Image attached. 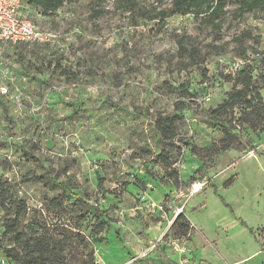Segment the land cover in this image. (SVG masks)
Returning <instances> with one entry per match:
<instances>
[{
	"label": "rangeland",
	"instance_id": "rangeland-1",
	"mask_svg": "<svg viewBox=\"0 0 264 264\" xmlns=\"http://www.w3.org/2000/svg\"><path fill=\"white\" fill-rule=\"evenodd\" d=\"M99 7L106 12L92 18ZM236 8L228 5L215 31L194 14L131 17L114 0H79L48 17L25 7L57 46L0 40L9 206L0 204V218L25 202L21 229L64 242L49 264H264V131L238 125V139L221 150L223 132L209 123L208 110L232 88L225 75L245 64L239 44L251 64L264 57V10ZM184 34L202 48L200 65L181 53ZM174 115L177 135L165 141L156 121ZM180 213L193 226L187 235ZM4 243L15 245L10 235ZM0 264H8L2 255Z\"/></svg>",
	"mask_w": 264,
	"mask_h": 264
},
{
	"label": "trees",
	"instance_id": "trees-1",
	"mask_svg": "<svg viewBox=\"0 0 264 264\" xmlns=\"http://www.w3.org/2000/svg\"><path fill=\"white\" fill-rule=\"evenodd\" d=\"M78 1L23 0V9L31 7L41 15L48 17L57 13L66 4ZM232 3L237 5L236 11L240 12V15L264 10V0H170L166 6H152V8H147L140 0H114L115 8L119 12L130 13L131 17L137 15V18L164 23L168 18L175 15L194 14L215 31L222 29V21L218 20L229 11L227 7ZM105 12L106 8L104 7L95 8L90 16L92 18L100 17ZM137 24L138 22H136ZM21 43L30 44L29 42ZM42 44L47 47L57 46V44L51 43ZM178 44L181 53L191 63L200 65L204 61L201 58L203 55L202 48L196 46L193 38L188 34L180 36ZM25 47H28V45H25ZM235 55L243 60L245 64L235 74L225 75L226 80L232 82V88L216 107L208 110L209 123L212 126L219 127L223 132V137L220 140L221 150L230 148L234 140L238 139L239 133L235 131L238 125L241 127L246 125L254 130L264 131V95L262 93L264 89V57L257 59L258 66L251 64L248 49L244 47L242 42L239 44ZM56 66L61 68V73L64 75L72 73L71 67L62 66L60 61ZM45 67L43 62L39 64V69L44 70ZM204 73H207L206 69H204ZM32 77L35 76L32 75ZM179 119L178 116L174 115L160 118L156 121L155 126L163 140L175 138ZM160 157L163 162L168 163V154L164 151L161 152ZM5 185V182L0 181V204L3 209L9 210L7 204L8 191L5 189ZM60 185L66 187L63 182ZM26 210V203L21 202V206L18 207L15 216L4 222L0 218V255L7 260L8 264H49L52 260H56L61 256L62 243L64 242L63 240H51L44 234L31 235L21 229V214ZM94 211L96 213L99 212L95 208ZM176 223L182 235L189 233L191 224L183 213L177 216ZM6 235L12 236V240L15 243L14 246L8 247L5 245L4 236Z\"/></svg>",
	"mask_w": 264,
	"mask_h": 264
},
{
	"label": "built area",
	"instance_id": "built-area-1",
	"mask_svg": "<svg viewBox=\"0 0 264 264\" xmlns=\"http://www.w3.org/2000/svg\"><path fill=\"white\" fill-rule=\"evenodd\" d=\"M58 38L55 32L41 29L25 15L23 0H0V40L11 44L21 42L56 44ZM193 187L195 192L199 191L203 183L197 182Z\"/></svg>",
	"mask_w": 264,
	"mask_h": 264
},
{
	"label": "crops",
	"instance_id": "crops-1",
	"mask_svg": "<svg viewBox=\"0 0 264 264\" xmlns=\"http://www.w3.org/2000/svg\"><path fill=\"white\" fill-rule=\"evenodd\" d=\"M192 227H193V226H192V224H191V229H192ZM191 229H190V232H192ZM197 233H198V232H197Z\"/></svg>",
	"mask_w": 264,
	"mask_h": 264
}]
</instances>
